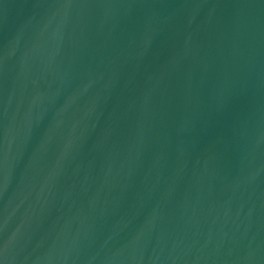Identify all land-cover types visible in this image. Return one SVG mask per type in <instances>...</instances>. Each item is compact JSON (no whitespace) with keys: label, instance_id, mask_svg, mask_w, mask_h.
Segmentation results:
<instances>
[{"label":"water","instance_id":"95a60500","mask_svg":"<svg viewBox=\"0 0 264 264\" xmlns=\"http://www.w3.org/2000/svg\"><path fill=\"white\" fill-rule=\"evenodd\" d=\"M0 264H264V0H0Z\"/></svg>","mask_w":264,"mask_h":264}]
</instances>
